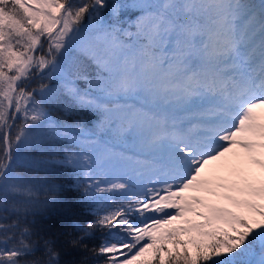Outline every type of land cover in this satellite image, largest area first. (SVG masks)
Instances as JSON below:
<instances>
[{"label": "snow or ice", "instance_id": "1", "mask_svg": "<svg viewBox=\"0 0 264 264\" xmlns=\"http://www.w3.org/2000/svg\"><path fill=\"white\" fill-rule=\"evenodd\" d=\"M0 264H264V0H0Z\"/></svg>", "mask_w": 264, "mask_h": 264}, {"label": "trees", "instance_id": "2", "mask_svg": "<svg viewBox=\"0 0 264 264\" xmlns=\"http://www.w3.org/2000/svg\"><path fill=\"white\" fill-rule=\"evenodd\" d=\"M79 118V117H75ZM85 119L88 117L85 116ZM66 179V177H62ZM93 219L88 208L85 205L79 204L76 201H70L68 205L58 209V214L54 213L52 216H45L43 220L38 219V224L45 230L57 231L63 229L65 226L79 222L84 223ZM95 243L94 240L89 241V246ZM82 253L73 251L72 254L62 255L63 260L79 259Z\"/></svg>", "mask_w": 264, "mask_h": 264}, {"label": "rangeland", "instance_id": "3", "mask_svg": "<svg viewBox=\"0 0 264 264\" xmlns=\"http://www.w3.org/2000/svg\"><path fill=\"white\" fill-rule=\"evenodd\" d=\"M229 156H230V154H229ZM243 166L247 167L248 165H243Z\"/></svg>", "mask_w": 264, "mask_h": 264}]
</instances>
